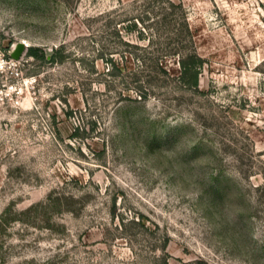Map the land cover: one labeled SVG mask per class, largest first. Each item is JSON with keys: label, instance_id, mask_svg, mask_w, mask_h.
I'll return each instance as SVG.
<instances>
[{"label": "rangeland", "instance_id": "1", "mask_svg": "<svg viewBox=\"0 0 264 264\" xmlns=\"http://www.w3.org/2000/svg\"><path fill=\"white\" fill-rule=\"evenodd\" d=\"M183 1L197 89L146 0H0V264H264V0Z\"/></svg>", "mask_w": 264, "mask_h": 264}, {"label": "trees", "instance_id": "2", "mask_svg": "<svg viewBox=\"0 0 264 264\" xmlns=\"http://www.w3.org/2000/svg\"><path fill=\"white\" fill-rule=\"evenodd\" d=\"M146 8L152 15H144L131 21L125 28L127 31H137V36L141 40H148V44L156 47L161 53L140 54L134 52L133 58L150 67L157 73H167L168 69L164 65L167 56L177 57L180 73L179 80L183 85L191 88H198L199 76L203 68L205 59L197 49L194 32L189 21V12L183 0H146ZM153 18L143 29L139 23L143 24L145 19ZM150 32L147 31V28ZM147 33H146V32ZM148 35V36H147ZM128 45L141 48L138 43L126 42ZM149 52V51H148ZM28 53L32 56L45 58V54H40L37 47L31 46ZM150 53V52H149ZM59 54V57L57 56ZM66 55L61 53V49H56L51 55V60H62ZM122 65L113 56L106 59L111 69L122 70L127 62V56L122 53ZM117 74V73H113ZM137 75V72H135ZM142 80V79H141ZM138 76L134 78L136 85H143Z\"/></svg>", "mask_w": 264, "mask_h": 264}, {"label": "water", "instance_id": "3", "mask_svg": "<svg viewBox=\"0 0 264 264\" xmlns=\"http://www.w3.org/2000/svg\"><path fill=\"white\" fill-rule=\"evenodd\" d=\"M25 43L24 42H20L14 49L12 56L15 59H19L23 53V51L25 50Z\"/></svg>", "mask_w": 264, "mask_h": 264}, {"label": "built area", "instance_id": "4", "mask_svg": "<svg viewBox=\"0 0 264 264\" xmlns=\"http://www.w3.org/2000/svg\"><path fill=\"white\" fill-rule=\"evenodd\" d=\"M13 57V56H12ZM14 58V57H13ZM15 59V58H14Z\"/></svg>", "mask_w": 264, "mask_h": 264}]
</instances>
